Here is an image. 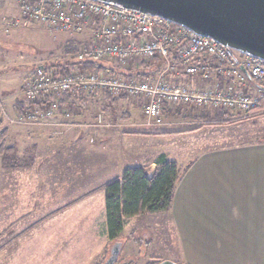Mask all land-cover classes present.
Masks as SVG:
<instances>
[{"label":"rangeland","instance_id":"374dc122","mask_svg":"<svg viewBox=\"0 0 264 264\" xmlns=\"http://www.w3.org/2000/svg\"><path fill=\"white\" fill-rule=\"evenodd\" d=\"M19 8V0H0V102L12 115L17 112L12 101L35 68L68 63L77 45H67L71 38L80 39L21 20ZM110 63L118 67L115 61ZM101 101L83 104L92 116L103 112L111 130L125 124L120 119L127 108L142 113L144 104L142 97L129 96L113 103ZM202 113L167 106L166 126L154 129L156 137L189 135L162 134L192 129L202 133L189 142L185 136L170 143L154 141L153 151L195 156L210 149L264 143V108L248 116L226 113L229 118L221 122L201 121ZM139 115L137 122L125 124L129 130L145 122L143 114ZM62 134L54 135L47 128L9 126L0 119V149L13 151L0 156V264H104L116 243L122 244L117 264H181L182 253L165 213L126 220L120 239L109 242L104 193H91L108 180L98 159L115 156L117 150L108 143L71 144L70 135ZM12 156L31 158V167L10 166ZM17 160L24 161L17 164L21 165L29 159ZM73 201L71 207L50 217Z\"/></svg>","mask_w":264,"mask_h":264},{"label":"built area","instance_id":"2783aa9c","mask_svg":"<svg viewBox=\"0 0 264 264\" xmlns=\"http://www.w3.org/2000/svg\"><path fill=\"white\" fill-rule=\"evenodd\" d=\"M19 7L21 20L50 32L90 35L89 44L73 64L98 63L102 71L88 72L75 65L56 70L35 68L23 84L27 103L20 112L12 115L0 102V119L9 126L61 129L53 132L59 136L71 129L74 116L85 110L80 101L66 103L62 99L99 90L115 98L122 94L142 97L143 127L150 129L166 126L167 106L248 116L258 110L264 97L262 60L236 55L184 25L98 0H19ZM110 61L116 62L117 70ZM245 71L260 85L258 97L236 89L245 81ZM187 78L198 79V84L191 86ZM218 78L229 80V85L222 86ZM94 125L110 127L103 113L97 115ZM118 127L126 126L121 123Z\"/></svg>","mask_w":264,"mask_h":264},{"label":"crops","instance_id":"0c3cea01","mask_svg":"<svg viewBox=\"0 0 264 264\" xmlns=\"http://www.w3.org/2000/svg\"><path fill=\"white\" fill-rule=\"evenodd\" d=\"M76 37L80 39L70 40L83 42V47L90 42L88 34ZM84 64L86 62L80 66L84 67ZM96 65L91 71L102 67L98 63ZM59 67L48 68L56 70ZM244 77L245 81L238 84L236 89L246 90L252 98L258 97L260 85L246 71ZM124 79L129 77L124 75ZM217 80L222 86L229 85L227 79ZM186 82L194 86L198 84V79L187 78ZM19 89L20 93L17 91L12 101V109L16 113L27 103L22 86ZM127 96L122 94L118 99L124 100ZM114 99L116 98L109 93L99 90L87 96H66L62 102L80 101L79 103L92 105L96 100H109L113 103ZM101 106L103 103H100V109ZM102 110H105L104 107ZM202 111L199 117L201 121L212 119L221 122L229 118L224 111ZM139 113L142 114L140 111ZM139 113L136 109L127 108L120 120L125 124L128 121L137 122ZM98 114L92 116L89 110H84L81 115H75L72 120L75 125L64 130L62 136L69 134L68 141L75 145L113 144L117 154L107 159H98L105 177H108L107 182L120 178L125 170L132 168H145L152 174L157 169L160 157L177 163L183 170L187 168L177 186L173 207L170 212L165 213L172 223L173 234L182 253L178 263L264 264V143L210 149L195 156L178 151H153L154 141L159 144L170 143L185 136V140L189 142L202 133V130L189 135L156 137L149 135L155 131L143 127V123L130 130L127 127H116L113 130L97 127L94 124L95 115L97 117ZM47 129L51 132L61 130Z\"/></svg>","mask_w":264,"mask_h":264},{"label":"water","instance_id":"95a60500","mask_svg":"<svg viewBox=\"0 0 264 264\" xmlns=\"http://www.w3.org/2000/svg\"><path fill=\"white\" fill-rule=\"evenodd\" d=\"M184 25L200 36L264 62V0H98ZM116 243L104 264H117ZM126 264H130L126 263ZM160 264H177L165 261Z\"/></svg>","mask_w":264,"mask_h":264},{"label":"trees","instance_id":"16d2710c","mask_svg":"<svg viewBox=\"0 0 264 264\" xmlns=\"http://www.w3.org/2000/svg\"><path fill=\"white\" fill-rule=\"evenodd\" d=\"M73 45H77V48L73 49V51H76V55L74 54L70 59L71 61H68V63L66 60V64L64 65H75L76 68H82L88 72L94 69L97 66L96 63H86L84 64V67L80 66L81 63L73 64L79 55H77L78 49L83 47L81 42L78 41H71L67 46L68 48H71ZM101 69L102 67L100 70ZM97 71H99V69H97ZM259 108L258 110L264 108V97H262L260 100ZM208 120L211 122V119ZM225 124L231 123L226 122ZM199 130L200 129H192L184 132H172L162 135L195 133ZM154 134L156 133L153 132L149 135ZM5 151L3 148H1L0 156H4L5 153L8 154V156L9 154H13L11 149H5ZM17 159L29 160H26L28 163L25 161V164L17 165L19 162H24L18 161ZM17 159L12 156V159H10L12 162H10V166L23 168V166L31 167L32 165V161L30 160L31 158L22 157ZM3 160L6 161V163H9L7 162L8 159ZM186 169L183 170L178 166L177 163L169 161L165 157H160L157 163V169L154 173L151 174L150 170L145 168L127 169L123 172L120 178L113 179L92 192L91 195L100 192L104 193L106 207V228L109 242H117L120 239L124 232L126 220L170 212L173 207L177 186ZM73 203L74 201L65 206V208L52 213L50 217L55 216L60 211H63L68 207H71ZM44 220L46 219L44 218L43 221Z\"/></svg>","mask_w":264,"mask_h":264},{"label":"flooded vegetation","instance_id":"af4514ba","mask_svg":"<svg viewBox=\"0 0 264 264\" xmlns=\"http://www.w3.org/2000/svg\"><path fill=\"white\" fill-rule=\"evenodd\" d=\"M118 262H119V260H118ZM118 262H117V263H118ZM125 264H126V263H125Z\"/></svg>","mask_w":264,"mask_h":264}]
</instances>
